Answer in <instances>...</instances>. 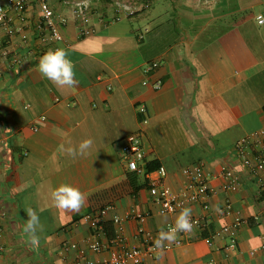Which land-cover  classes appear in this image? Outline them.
Segmentation results:
<instances>
[{
	"label": "crops",
	"instance_id": "0c3cea01",
	"mask_svg": "<svg viewBox=\"0 0 264 264\" xmlns=\"http://www.w3.org/2000/svg\"><path fill=\"white\" fill-rule=\"evenodd\" d=\"M47 1L68 18L63 41L40 38L41 0H29L25 22L12 11L10 30L0 24V264L99 263L131 246L145 250L147 234L155 241L160 228L174 226L181 211L160 214L148 179H132L122 159L126 138L140 129L147 163L167 169L165 183L174 191L186 183L185 168L204 165L217 175L209 208L187 206L208 229L177 234L183 244L162 256L144 253L145 263L264 264V173L253 172L236 151L238 141L264 128V24L258 21L264 0H151L148 9L119 21H107L116 0H92L88 36L80 35L82 22L66 3L79 0ZM56 48L67 50L74 65L78 83L71 88H57L38 71L40 57ZM152 62L159 66L146 72ZM140 104L149 111L145 126ZM84 139L93 144L83 156L61 150ZM223 167L240 176L237 191L223 190ZM61 183L84 193L80 211L55 207L51 191ZM28 207L43 225L37 245L23 233ZM105 207L104 250L95 252L89 241L96 228L85 216ZM132 207L149 217L126 219L120 230L115 217ZM236 215L243 219L237 249L228 238L209 244L205 237ZM67 244L77 247L65 250Z\"/></svg>",
	"mask_w": 264,
	"mask_h": 264
},
{
	"label": "built area",
	"instance_id": "2783aa9c",
	"mask_svg": "<svg viewBox=\"0 0 264 264\" xmlns=\"http://www.w3.org/2000/svg\"><path fill=\"white\" fill-rule=\"evenodd\" d=\"M200 1L204 3L209 2V0ZM28 2L29 0H7V4H0V24H2L7 31L10 30L14 20V17L11 14L12 11L16 13V17L22 22L27 20L24 11ZM66 3L72 6L73 15L82 22L79 26L80 35L88 36L92 34L94 30L88 23L92 0H79L74 2L66 1ZM149 7V0H140L138 2L116 0L114 1V14L110 19L107 20L106 18H103V20L119 21L125 17L129 18L136 16ZM41 8L43 19L37 25L40 38L43 41L48 42L63 41L64 35L61 32V28L68 24V18L57 14L47 0H41ZM258 21L260 24H264V15H259ZM143 37L144 34H140L139 38L142 39ZM3 55H7V53L4 51ZM158 66V62L149 63L145 71H153ZM154 86L155 88L160 89L162 87V82L156 81ZM138 111L142 115L141 124L143 126L147 125L149 123V111L147 106L145 104H140L138 106ZM236 151L239 157L243 159L253 172L260 171L264 173V128L253 132L238 141L236 144ZM146 154L143 142V129H140L126 138L125 143L121 148V156L128 171L143 175L148 179L150 193L153 195L154 201L159 205L160 214L166 215L180 212L183 208H187L191 203H201L205 209L209 208L208 198L210 194L214 192L210 187V183L216 178V173L210 171L204 165H199L194 168H185L183 169V174L186 176V183L180 191H174L165 183L168 172L164 166H161L152 172H149L146 169ZM220 176L224 181L222 184L223 190L237 191L239 189L241 178L234 169L223 167ZM231 208V204L227 203V211H230ZM108 210L109 207H105L85 216L87 220L92 221L96 228L89 241L91 250L95 252H101L104 250L102 236L104 234V223ZM148 217V213L141 212L137 210L136 207H132L124 217L117 216L114 220L120 226L119 228L121 230L122 222L126 219L136 220L143 223ZM190 220L193 227L196 226L203 231L208 229V222L206 220H198L192 216L190 217ZM242 223V217L236 215L232 224L226 225L222 229L212 232L205 237V239L209 244H212L213 240L216 238H228L230 241V247L232 249H237V231ZM143 231L144 230L141 229V232ZM177 234L180 236H188L189 232H178ZM117 238L121 240L122 235H118ZM183 242L184 240L179 238L174 241V243H164L163 250L171 249L173 246H179L183 244ZM76 247V244H67L64 249L69 250L70 248ZM159 251L160 250L155 247L152 237L147 234L145 238V250L137 246H131L121 251L114 252L109 259H105L99 263L88 259H78L75 264H127L128 262L146 264L143 254L146 253L153 257L154 254ZM207 264L225 263L210 260Z\"/></svg>",
	"mask_w": 264,
	"mask_h": 264
},
{
	"label": "clouds",
	"instance_id": "9594fccd",
	"mask_svg": "<svg viewBox=\"0 0 264 264\" xmlns=\"http://www.w3.org/2000/svg\"><path fill=\"white\" fill-rule=\"evenodd\" d=\"M38 71L40 74L51 81L57 88H71L78 83L75 79L74 65L68 58V51L63 48L49 49L39 59ZM91 139L82 140L78 147H67L61 145V150L73 158L77 155L87 154L92 147ZM163 171V170H162ZM51 199L57 209L78 212L84 206L86 197L78 187L70 183H61L51 191ZM217 210H219L217 208ZM27 219L24 224L23 233L32 245L39 243L40 237L37 235L38 230H43L39 217L31 207L26 209ZM191 209L183 208L175 220L174 226L165 231L163 228L158 230L157 238L154 241L155 247L160 250L158 256L163 255L165 241L173 242L176 240L178 232H190L192 223L190 220Z\"/></svg>",
	"mask_w": 264,
	"mask_h": 264
},
{
	"label": "trees",
	"instance_id": "16d2710c",
	"mask_svg": "<svg viewBox=\"0 0 264 264\" xmlns=\"http://www.w3.org/2000/svg\"><path fill=\"white\" fill-rule=\"evenodd\" d=\"M151 0H149V2H150ZM159 167H161V165L159 166V165H157V166H155L153 163H147V165H146V169L149 171V172H152V171H155L156 169H158ZM138 177V175H137V173H132V176H131V178L132 179H135V178H137ZM148 182V180L146 181V183Z\"/></svg>",
	"mask_w": 264,
	"mask_h": 264
},
{
	"label": "rangeland",
	"instance_id": "374dc122",
	"mask_svg": "<svg viewBox=\"0 0 264 264\" xmlns=\"http://www.w3.org/2000/svg\"><path fill=\"white\" fill-rule=\"evenodd\" d=\"M255 11H260V8L259 7H256Z\"/></svg>",
	"mask_w": 264,
	"mask_h": 264
}]
</instances>
